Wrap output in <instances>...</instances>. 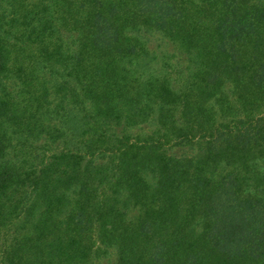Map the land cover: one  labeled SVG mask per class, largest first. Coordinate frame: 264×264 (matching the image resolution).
Returning a JSON list of instances; mask_svg holds the SVG:
<instances>
[{
  "label": "trees",
  "instance_id": "obj_1",
  "mask_svg": "<svg viewBox=\"0 0 264 264\" xmlns=\"http://www.w3.org/2000/svg\"><path fill=\"white\" fill-rule=\"evenodd\" d=\"M0 264H264V1L0 0Z\"/></svg>",
  "mask_w": 264,
  "mask_h": 264
},
{
  "label": "rangeland",
  "instance_id": "obj_2",
  "mask_svg": "<svg viewBox=\"0 0 264 264\" xmlns=\"http://www.w3.org/2000/svg\"><path fill=\"white\" fill-rule=\"evenodd\" d=\"M256 1H259V0H254V2H256ZM260 1H264V0H260ZM130 33H132V35H134V36H138L140 38V40L146 45V47H152V46L154 47L159 42L168 43V45H167L168 48L173 47L169 41V38L161 35L158 32H154L151 29H147L146 27L131 31ZM176 47L178 48L177 45H176ZM176 50H178V49H176ZM200 225H201L200 219H197L193 223V227H194L195 232H197L199 230Z\"/></svg>",
  "mask_w": 264,
  "mask_h": 264
}]
</instances>
